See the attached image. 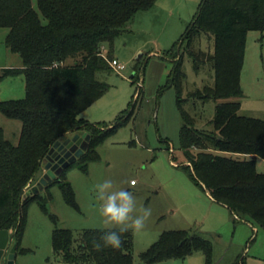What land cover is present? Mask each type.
Wrapping results in <instances>:
<instances>
[{"label":"trees","instance_id":"1","mask_svg":"<svg viewBox=\"0 0 264 264\" xmlns=\"http://www.w3.org/2000/svg\"><path fill=\"white\" fill-rule=\"evenodd\" d=\"M157 1L37 0L35 7L33 0H0V27L8 29L6 44L22 59L21 66L0 68V82L20 74L26 82L25 97H0V113L22 123L17 144L5 137L0 126V229L13 231L19 251H25L19 245L29 205L39 202L48 212L51 193L24 198L23 194L27 184L40 177L43 161L55 142L69 131L89 133V148L77 160L87 171L88 162L99 159L97 146L129 119L128 115L117 124L102 126L88 122L81 114L109 88L100 74L113 71L109 61L116 37L139 11ZM251 30L264 32V0H202L179 42L185 45L184 54L174 61L160 90L175 87L180 96L185 53L193 59L196 70L201 63L211 64L214 84L191 95L226 100L216 105L212 131L196 128L178 99L184 119L180 148L189 163L186 168L215 201L264 229V172L257 169L258 159L264 160V119L241 114L240 101L228 100L243 94L241 72ZM202 34L213 36L212 52L199 48ZM58 179L64 200L78 208L64 172ZM51 216L57 224V217ZM110 230L116 229H86L75 245L72 230L56 227L52 233L54 251L70 264H134L130 230L122 234L119 248L93 247L94 242L102 243L101 237ZM197 252L204 255L205 264H213L209 239L188 230H168L140 257L144 264H154L184 260ZM235 264H245L244 258Z\"/></svg>","mask_w":264,"mask_h":264},{"label":"rangeland","instance_id":"2","mask_svg":"<svg viewBox=\"0 0 264 264\" xmlns=\"http://www.w3.org/2000/svg\"><path fill=\"white\" fill-rule=\"evenodd\" d=\"M201 2L158 0L153 7L139 11L127 29L116 37L111 58H116L125 69L121 73L100 74L109 88L81 115L88 122L102 126L117 124L128 115L129 119L97 146L99 159L88 162L87 171L77 161L64 170L78 208L64 200L58 177L42 191L38 190L43 168L40 177L27 184L23 198L39 192H49L51 198L47 202L48 212L39 202L29 205L19 245L25 251L17 247L15 264H70L54 251L52 233L56 227L72 230L75 245L86 229H115L105 225L99 214L96 184L105 179L113 181L114 189L132 193L136 209L133 216L141 214V208L151 209L143 229H129L133 237L134 264H144L140 255L162 232L180 229L212 242L213 264H235L240 258H244L245 264H264L263 227L232 212L215 201L207 189L197 185L186 168L189 163L180 148L184 119L178 107L179 97L183 109L194 119V126L206 131L213 129L216 105L226 101L191 95L197 89L214 84V69L209 63H201L196 70L193 59L185 53L182 63L185 78L181 82L180 96L175 87L160 90L168 81L174 61L184 54L185 45L180 46L179 42ZM36 3L37 0H33L35 7ZM7 33V28L0 27V68L21 66V57L6 44ZM198 45L203 52H212L213 36L202 34ZM241 87L243 94L228 100L240 101L241 114L264 119V32L251 30L248 33ZM25 95L24 75L8 76L0 82L1 99H21ZM0 126L5 137L17 144L21 121L0 113ZM257 169L264 172L262 158L257 161ZM51 215L57 217V224ZM10 232L13 234L12 230ZM195 256L205 264L201 252ZM167 261L154 264H174Z\"/></svg>","mask_w":264,"mask_h":264},{"label":"clouds","instance_id":"3","mask_svg":"<svg viewBox=\"0 0 264 264\" xmlns=\"http://www.w3.org/2000/svg\"><path fill=\"white\" fill-rule=\"evenodd\" d=\"M96 196L100 202L99 214L103 223L116 229L105 232L101 237L102 243L94 242L93 247L97 250L102 247L119 248L122 244V234L129 229H143L151 216L150 208H141V214L133 216L132 213L136 209L132 193L124 189H114L111 179L96 184Z\"/></svg>","mask_w":264,"mask_h":264},{"label":"water","instance_id":"4","mask_svg":"<svg viewBox=\"0 0 264 264\" xmlns=\"http://www.w3.org/2000/svg\"><path fill=\"white\" fill-rule=\"evenodd\" d=\"M90 139L89 133L73 130L57 140L43 161L44 173L37 182L38 190L42 191L77 161L89 148ZM13 240L9 229H0V264H15L18 245Z\"/></svg>","mask_w":264,"mask_h":264},{"label":"crops","instance_id":"5","mask_svg":"<svg viewBox=\"0 0 264 264\" xmlns=\"http://www.w3.org/2000/svg\"><path fill=\"white\" fill-rule=\"evenodd\" d=\"M105 51H106V48H105ZM131 184L136 185V183H132V181H131ZM249 225L251 226L250 223H249ZM253 228H254V227H253ZM18 252H19V251H18ZM18 252H17V254H18ZM197 253H198V252H197ZM197 253L192 254L191 256L187 257V258L184 259V260L173 259V260H168L167 262L177 264V263H179L178 261H182V264H203L201 258H199L198 256H197V257L195 256ZM193 257H195V258H193ZM203 257H204V256H203ZM192 258H193V260H189V259H192ZM162 262H163V261H162Z\"/></svg>","mask_w":264,"mask_h":264},{"label":"built area","instance_id":"6","mask_svg":"<svg viewBox=\"0 0 264 264\" xmlns=\"http://www.w3.org/2000/svg\"><path fill=\"white\" fill-rule=\"evenodd\" d=\"M109 63L111 64L113 71H115L117 73H121L122 70L125 69V66L123 64H121L116 58L110 60ZM132 183H135V181H132Z\"/></svg>","mask_w":264,"mask_h":264}]
</instances>
